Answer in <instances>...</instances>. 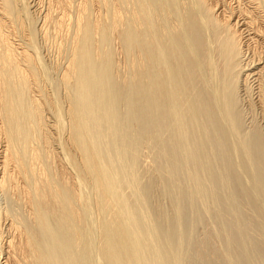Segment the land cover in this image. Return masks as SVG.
<instances>
[{"label":"bare ground","instance_id":"bare-ground-1","mask_svg":"<svg viewBox=\"0 0 264 264\" xmlns=\"http://www.w3.org/2000/svg\"><path fill=\"white\" fill-rule=\"evenodd\" d=\"M251 1L256 3V8H253L252 12H248V17L245 18V21L242 19L244 22L247 21L246 25L251 26L250 30L259 21H262L264 24V0H249V2ZM30 2L33 3L31 8L34 10L28 12L25 0H0V264H86L91 261L92 256H90L89 246L92 238L89 241L88 231L86 232V229L89 228L88 222L84 224L86 222V218L84 217H87L88 214L84 215L85 213H89L86 211L90 208L87 205L90 206L91 204L89 202L90 197L87 195L86 197H89V200L86 199L83 191L84 185L86 186L84 182L86 183L87 180H84L85 178H90L89 180H91L87 182L91 183V188L97 196L96 207L99 205L100 212L102 213L103 211L104 214L108 215L107 219V215L105 214L106 221L104 220L99 227V244L96 247L98 257H101L106 264H148V261H145L146 248H142V244L147 243L148 239H150L149 241H153L154 244L156 243V245L153 244L151 246H154L151 248V251L153 250L151 255L153 256L154 253V255L159 256L161 253L160 249H165L162 243L167 239L165 231L168 229V226L166 227L167 229L164 228L165 230L162 229V231L161 228H157L159 223L157 226H155L156 224H151L154 227L151 226L150 229L148 227L149 224L146 226L145 221L151 223V219L148 221L147 218L143 222L145 223L143 225V229L145 228V230H143L142 226H140L142 224H139L141 221L139 223L136 221L138 215L134 217L129 212V210H132L131 207H127L130 199L128 198L129 202L126 201L127 198H124V200L119 190L120 188L122 190V184H126V182L121 183L126 171V174L129 170V173H132L131 177L129 173L127 174L132 179H129L131 180V186H126L130 188L136 184H132L134 180L132 175H137L134 169L138 166V158L136 159L138 156L137 154L133 155V150L138 151L135 144L138 142L134 140V137V141L130 139L129 145L125 140L127 147L121 144V149L118 147L119 150H115L114 153L116 154L112 150L114 147L110 146L109 148H111L112 153L107 152L108 147L102 145V142L105 141H102L100 144L101 137L105 136L102 133L103 126L108 124L107 128H109L111 122L116 120L117 115V118L120 117L119 114L116 115V108L120 105L114 106V103L119 102L120 104L123 101L121 97L124 96L127 99V92L130 95L135 93L137 95L136 98L140 97V100L143 98L141 103L144 101V104H142L146 107L145 114L142 111L143 116L148 117L152 121H149L152 123L150 130H153L150 132L152 134L150 136H154L153 138L159 142L161 134L164 133L171 137L170 140H173V145H169L173 146L171 148L173 149L172 155L174 160H183L186 162V165L189 163L192 167L194 166V169L201 170L205 159V163L209 161L208 154L212 152L208 153L210 147H212V136L215 137L214 142L218 143L219 146L224 145L223 147L229 151L231 147H228L229 145L226 143H229L231 138L233 140L234 134H237L238 139V134L242 129L241 116L237 109L238 104L235 93L238 80L237 69H240L238 68L240 66L239 56L243 51H241L243 39L241 40L240 38L242 35L239 34L240 30L236 29L238 25L232 23V20L234 18L237 19V16H245L247 12L245 13L240 9L238 12H233L234 10H230L229 7L221 11V5L219 6L220 0H31L28 3ZM92 4H95V8L97 9L94 13L98 11L96 16L91 14L95 16H93L94 18L92 17L93 19L90 18V12L93 10ZM223 7L225 6L223 5ZM219 9L220 12L218 13ZM222 12L224 14L229 13L226 19H221ZM36 17L37 20L35 19ZM38 20L39 23L37 24ZM243 21L241 22L244 23ZM256 21L258 22L254 24ZM29 23L37 24V29L43 36L46 34L48 36V33L52 31L59 34L63 31L66 32L64 35H69L67 41L70 40V45L67 42L69 48H67V45L65 47L68 55H65L66 57L63 56L66 58L64 67L61 68L59 79L55 80V84H53L54 86H59V91L61 89L60 86L64 90L62 101H60L65 103L64 107L57 103L60 96L56 97L57 95L54 92L55 96L47 94L41 86L44 82L41 83L42 79L40 80V77L45 66L43 65L42 67L43 63L40 65L42 67H39L42 70L40 72L41 70L38 69L40 64V58L38 59L39 54L36 56L33 50L30 51L27 47L24 48L25 46L19 47V44V46L17 44L14 45L16 42L13 43L9 40L8 35L11 30L15 31L13 33L15 35H19L21 32L25 35L26 32L24 31H27V34H29L27 36L31 38L30 34L33 32L31 33L28 27ZM16 31H19V33ZM47 31L49 32L46 33ZM93 32L97 33L95 35H98V39L101 42L100 45L102 44L105 48L102 46L98 48L96 43L98 39L93 41V38H96L93 37ZM258 34L260 35V33ZM55 35H52L54 39ZM64 35L62 37L65 38L67 35ZM47 36L44 38L46 39ZM52 36L51 38L53 39ZM261 36L263 37V35ZM22 37L21 35L19 38L22 39ZM26 38L29 39L28 37ZM44 38L42 39L45 40ZM48 39L47 42H49ZM112 40H115V45L118 42L117 47L118 49L120 47V50L117 52H121V61L128 77L123 74L124 71L120 70L126 78L123 75H121L122 77L118 76L119 80L120 78L125 79L124 81H119L121 84L116 79L117 75L113 74L116 77V80H113L111 74L112 68H114L115 56L117 55L112 49L111 51L113 55L116 54L115 56L108 50L110 47L113 48L110 44ZM94 42L97 47L94 46ZM59 45L61 44L59 43ZM255 46L257 45L255 44ZM56 47L58 49V45ZM94 47L98 48V50L94 49ZM65 49L63 48L62 50L64 51ZM94 50L96 51V57L94 56L96 60L92 59ZM113 50L116 51V49ZM63 57L61 58L63 59ZM113 58L114 60H112ZM118 60L116 59L115 61ZM241 62L243 61L241 60ZM115 71H112V73ZM44 72L42 74L46 73ZM44 77L43 79L45 80L46 74ZM54 79L56 78L54 77ZM115 89V93L119 90L118 94L125 93L124 96L121 95L119 97L121 100L116 96L112 98L115 94H112V92ZM52 91L55 90L53 89ZM108 98L114 99L113 106H109L111 100ZM116 98L120 101L115 100ZM134 98L131 99L130 97L131 101L136 100ZM259 98V102H261L264 109V90ZM130 99L127 101L129 104ZM123 102L125 104V100ZM143 105H141L142 108ZM139 106L136 104V108ZM110 107H116L114 108L116 111ZM129 107L127 108L132 110L133 106L129 105ZM127 108L125 112L129 110ZM110 109H112V112ZM45 112H48V115L52 117L51 124H46L48 120L45 122ZM121 122H117L118 125ZM115 124L110 126L111 129L105 128L107 129L106 131H112L113 126L115 129L118 126H115ZM126 128L128 130L130 127ZM118 129L116 128V130ZM255 130L246 139L242 140V137H240L241 142L238 139L239 142L237 141L235 146L238 149L234 150L235 157L239 161L241 160L237 163L239 169L246 172V175L249 174L254 189L252 187L253 191H250L234 187L237 190L232 193V197L236 194L234 198L239 199L237 197L239 195L240 199L243 200L242 202H244L243 205L249 204L247 207H252H248L249 212L253 210L251 212L252 215H255L260 220L262 219L264 222V211L262 212L258 208L257 202L259 200L257 201L256 198L260 196L261 198H258L260 199L259 202L264 203V139L260 131ZM106 131L104 130V132ZM111 131L108 132L111 133ZM121 131L124 133L123 129L119 132ZM129 134L131 135V132ZM122 135L121 137H124ZM113 136H116L115 133ZM128 137L130 136L128 135ZM104 138L107 140V136ZM110 138L112 139L111 134H109V141ZM116 139L113 138L110 144L114 143ZM124 139H127L126 136L123 140L121 139L122 143ZM163 139L165 140L166 138ZM237 139L235 138V140ZM56 143L59 145L58 150L55 146ZM105 143L108 144V141ZM112 146H115V144ZM128 152H131V154L128 155ZM165 152L166 156H168L169 154L167 155V153L169 152L167 150ZM112 154L117 156L116 159L118 158L122 162H120L122 164V170H119L121 171L120 175L117 170L121 168L119 167L116 170L114 167L116 159L110 156ZM172 155L171 159L173 158ZM118 160L116 161L118 162ZM134 164L137 166H134L135 168L133 169ZM137 168L136 171L138 170ZM132 169L135 173L132 172ZM244 172L240 173L244 174ZM231 173L233 174V172ZM232 174H230L232 177L229 175L231 181L233 183L238 182V176L236 177ZM129 177H127V180ZM194 177L192 176L191 178ZM126 186L123 187L127 188ZM148 186L150 187V185ZM235 186L237 185L235 184ZM138 188L140 189V187H137V189L134 187L137 195L139 194L138 197L141 194L140 202L148 201L149 198H146L147 196L149 197L148 194L151 189L149 188L148 190L144 186L140 193H138ZM84 189L87 191V187ZM210 194L213 197L211 195L208 196H211L213 198L211 199L214 200V193ZM128 196L130 195H126L125 197ZM244 199L246 200L244 201ZM137 201L139 200L137 199ZM140 204L138 202L137 205L139 206ZM140 207L145 206L141 204ZM262 208L264 209V205ZM91 209L93 208L91 207ZM157 212L153 216L161 214L160 211L159 213ZM97 214V216L102 215H99V212ZM160 216L162 217L158 218L162 220L163 215ZM237 216L239 219V215ZM248 217L249 219H246L244 225L240 224L243 227H240L238 224L239 227L234 232L236 235L233 243L235 242L237 247H239L237 250H239L240 257V250L243 251L241 254L242 261L245 262L244 264H249V259L254 260V257L250 258L248 256V251H252L250 256L256 255L255 257L258 259V262L259 258L264 262V228L261 227L262 222L259 226L257 218H251L250 213ZM87 218L89 219L91 216ZM173 218L176 217L173 216ZM95 219L98 222L100 221L99 217ZM179 219H177L178 222ZM253 219L254 222L255 220L257 221L254 223ZM164 220L162 221L165 222ZM85 225H87L86 229ZM95 225H98V223ZM251 226L256 228L254 229L256 232L260 231L257 233L255 231H253L255 233L251 232ZM248 228L250 231H247ZM248 232L255 234V236L257 235V238L252 239L253 234L249 236ZM94 235L91 236L94 237ZM142 240L147 241L141 244ZM168 240L167 243L170 242ZM173 240H175V237ZM248 246L251 247L250 250ZM93 249L94 247L91 251ZM252 249H255L256 252ZM253 252L254 255H252ZM154 259H158V257ZM237 261L240 262L239 259ZM252 261L250 264L256 260ZM258 262L256 261V264ZM159 263L161 264L160 260ZM162 264H165V260ZM170 264H176V261Z\"/></svg>","mask_w":264,"mask_h":264},{"label":"rangeland","instance_id":"rangeland-1","mask_svg":"<svg viewBox=\"0 0 264 264\" xmlns=\"http://www.w3.org/2000/svg\"><path fill=\"white\" fill-rule=\"evenodd\" d=\"M29 1H31V0H29ZM28 0H25V2L27 3V6H26V8L28 7V12H31V11H33L34 9L33 8H31L32 6H33V3L32 2H30V3H28L29 2ZM74 1H76V0H74ZM222 2V3H221ZM252 2V1H251ZM249 2V0H220V4H219V6L221 5V11L223 10L224 11V9H227L228 7L230 8V10L231 9H233L234 11L233 12H238L239 11V9L241 10V11H243V12H247L246 13V15L245 16H242V17H236L237 19H235L234 18V20H232V23H235V25H238V27L236 28V29H238V30H240L239 32V34L242 36H240V38H241V40H242V45H243V47H242V49H241V51L243 50H245V52H241V54H240V56H239V59H240V66L238 67V68H240V69H237L238 71H237V73H238V75H237V89H236V93H235V95H236V98H237V104H238V112H240V116H241V125H242V129H241V132L238 134V139L240 140V142H241V139L243 140L244 138L246 139V138H248V136H250L251 134L250 133H253L254 131H256L255 129H257V130H259L260 131V133L262 134V137H263V139H264V109L262 108V104H261V102H259L260 101V98H259V96L261 97V95L263 94V90H264V24H263V22L262 21H256L254 24H256L257 22V24L255 25V27L254 26H252V28H251V30H250V27L251 26H249L248 24L246 25V22H244L246 19V17H248V12L250 11V12H252V9L253 8H256V3L255 2ZM259 2V1H258ZM225 3H227V4H225ZM254 3V4H253ZM246 4V5H245ZM252 4V5H251ZM94 5V6H93ZM223 5L226 7H223ZM91 6L93 7V10L91 9ZM90 6V9L92 10V12H90V15L91 14H94L95 16H96V14H98V11L96 12V13H94V11L95 10H97L95 7H96V5L95 4H92ZM254 6V7H253ZM235 8V9H234ZM238 10H237V9ZM243 9V10H242ZM245 9V10H244ZM248 9V10H247ZM90 10V11H91ZM229 10V9H228ZM220 12V9H219V11H218V13ZM223 14V15H222ZM222 18H221V15H220V18L221 19H226L227 17H228V15H229V13H226V14H224L223 12H222ZM236 14V13H235ZM249 14H251V13H249ZM94 15H91L90 16V18H92ZM94 16V17H95ZM226 16V17H225ZM93 17V18H94ZM224 17V18H223ZM92 18V19H93ZM239 18V19H238ZM36 20H37V17L35 18ZM244 21H243V20ZM238 20V21H237ZM241 21H243L244 23H242ZM261 22V23H260ZM39 23V20H38V22H37V24ZM239 23V24H238ZM243 25H242V24ZM260 23V24H259ZM30 25L28 26L29 28H30V30H31V33L32 34H30V37L31 38H29V36H27V35H29V34H27L28 32L27 31H24V32H26L25 33V35H24V33L22 34V32L21 33H19V31H16L17 33H19V35H15V34H13V33H15V31H10V33H9V35H8V37H9V40H11L13 43H15L14 45H18L19 47H24V48H28L30 51H32L33 50V53H35V55L37 56L38 54V59L40 58V60H39V62H40V64H39V66H38V64H37V66H38V69H40V68H42L43 67V65L45 66L44 67V70H45V72H44V70H43V72L46 74V79L44 80L43 79V77H44V75L45 74H42L43 72H42V70L40 71V72H42L41 73V77H40V80H41V83L42 82H44V83H40L41 84V86L43 87V90H44V92H47V94H49V95H51L52 96V94H53V92H54V94L55 95H57L56 97H58V96H60L59 98V100L55 97V99H57L59 102H57V103H59L62 107H64V105H65V103L64 102H60V101H62L61 99H62V97H63V93H64V90H63V88L60 86V91L58 90V88H59V86L57 87V86H54L53 84H55V80H58L59 79V73H60V71H61V68H63L64 66V63H65V60H66V58H64V57H66L67 55H68V51H67V49H65V47H66V45H67V48H69V46H68V44H69V41H67L68 39V37H69V35H67V34H65V35H67V36H65L64 35V33H66V32H61L60 34L57 32V33H55V32H51V30H49L51 33H48L49 31H47L46 33H48L49 35L47 36V34L45 35V36H47V38H49L48 40H49V42H47V38L45 39L44 37L45 36H43L42 35V33L41 32H39L38 31V29H37V24H31V23H29ZM245 24V25H244ZM241 25V26H240ZM259 25V26H258ZM260 25H262V26H260ZM240 27H242V28H240ZM246 27H247V29L249 30H247L246 29ZM258 29H257V28ZM263 28V29H261V28ZM33 29V30H32ZM246 29V30H245ZM245 30V31H244ZM258 30H260V31H258ZM258 31V32H257ZM261 31H263V32H261ZM243 32V33H242ZM244 32H246V33H244ZM255 32H257L256 34H255ZM12 33V35H14V36H12V35H10ZM68 33V32H67ZM94 34V36L93 37H96V38H93V41H96L97 39H98V35L96 36L95 34H97V33H95V32H93ZM258 33H260V35L258 34ZM55 34H57V35H55ZM59 34V35H58ZM65 36V38L64 37H62L63 35ZM255 34V35H254ZM257 34H258V36H257ZM21 35L24 37H22V39L21 38H19V37H21ZM32 35V36H31ZM52 35H55V39H54V37H53V39L51 38V36ZM248 35V36H247ZM253 35V36H252ZM261 35H263V37L261 36ZM16 36V37H15ZM61 36V37H60ZM245 38H244V37ZM257 36V37H256ZM10 37H11V39H10ZM13 37V38H12ZM26 37H28L29 39H27ZM59 37H60V39H59ZM247 37V38H246ZM252 39H251V38ZM262 37V38H261ZM17 38V39H16ZM42 38H44L45 40H43ZM52 39V41H51V39ZM62 38V39H61ZM250 38V39H249ZM255 39V42H254V39ZM14 39V40H13ZM27 39V40H26ZM31 39H32V41H31ZM64 39V40H63ZM248 41H247V40ZM258 39V40H257ZM260 39H262V40H260ZM22 40V41H21ZM33 40H34V42H33ZM54 40H56V41H54ZM63 40V41H62ZM31 43V46H30V43ZM58 41H60V42H58ZM113 41V43H111ZM112 41H110V44H111V46H113V48H111L110 46H108V47H110V48H108V50L109 51H111V49H112V51L115 53H117V55L115 56V55H113V52L111 51L110 53H112V55L113 56H115V60L117 59H119L118 61H115L114 60V58L112 59V60H114V62L115 63H113L114 65V68H112V71H115V70H117V71H115V72H113L112 73V71H111V74H112V76H113V80L116 78L113 74H116L117 75V78L116 79H118V82L120 81L121 82V80L122 81H124L126 78H125V76H126V69L123 67V63H122V61H121V52L119 51V52H117L118 50H120V47H119V49H118V47H117V44H118V42H116V45H115V40H112ZM251 41V42H250ZM259 41V42H258ZM21 42V43H20ZM47 42V43H46ZM53 42H55V43H53ZM57 42H58V44H57ZM67 42H68V44H67ZM249 42V43H248ZM254 42V43H253ZM24 45H23V44ZM36 43V44H35ZM55 44L56 46L58 45V49H60L59 51H58V49H57V47L55 46V45H53V44ZM59 43L61 44V45H59ZM97 45H98V48L100 47V46H102V44L100 45V40L98 39L97 40ZM99 43V44H98ZM246 43V44H245ZM260 45H259V44ZM29 44V45H28ZM33 44V45H32ZM52 44V45H51ZM113 44V45H112ZM250 44V45H249ZM255 44L257 45V46H255ZM36 47H35V46ZM46 45V46H45ZM70 45V44H69ZM97 45L95 44V42H94V46H96L97 47ZM115 45V46H114ZM248 45V46H247ZM17 46V47H18ZM28 46H30V47H28ZM246 46V47H245ZM58 51V53H57V51L54 49V48ZM61 47V48H60ZM65 49L64 51L62 50L63 48ZM96 47H94V49L96 48ZM103 48H105L104 46H102ZM257 47V48H256ZM31 48H33V49H31ZM98 48H96L97 50H98ZM260 50H259V49ZM262 48V49H261ZM34 49H35V51H34ZM113 49H116V51L115 50H113ZM28 50V51H29ZM62 50V51H61ZM255 50V51H254ZM61 51V52H60ZM66 51V52H65ZM95 51V50H94ZM93 52V51H92ZM37 53V54H36ZM61 53V54H60ZM67 53V54H66ZM247 53V54H246ZM254 53V54H253ZM94 55H93V60H96V58L94 59V56L96 57V51L93 53ZM66 55V56H65ZM111 55V57H113ZM58 56V57H57ZM64 56V57H63ZM61 57H63V59L61 58ZM243 57V58H242ZM254 58V59H253ZM257 59V60H256ZM59 60V61H58ZM241 60L243 61V62H241ZM257 61H259L258 63H257ZM117 62V63H116ZM43 63V64H42ZM42 64V67L40 66ZM57 64V65H56ZM116 64V65H115ZM120 64V65H119ZM249 64H250V66H249ZM242 65V66H241ZM112 66V67H113ZM115 66H117L118 67V69H117V67H115ZM40 67V68H39ZM246 67V68H245ZM252 67V68H251ZM48 68V69H47ZM56 68V69H55ZM121 68V69H120ZM125 70H124V69ZM258 69H260V70H258ZM49 70V71H48ZM120 70H122V72H123V74H125V76L121 73V71ZM57 71V72H56ZM241 71V72H240ZM252 71V72H251ZM257 73H256V72ZM259 71V72H258ZM118 72V73H117ZM240 72V73H239ZM255 72V73H254ZM47 73H49V74H47ZM250 73V74H249ZM57 74V75H56ZM120 74V75H119ZM43 75V76H42ZM49 75V76H48ZM121 75H123V77L125 78V79H123V78H120V80H119V77L121 76ZM119 76V77H118ZM245 76H247L246 78H245ZM48 77V78H47ZM52 77V78H51ZM54 77L56 78V79H54ZM58 77V78H57ZM122 77V76H121ZM127 77V76H126ZM45 78V77H44ZM128 78V77H127ZM115 79V80H116ZM246 79V80H245ZM260 79V80H259ZM47 80V81H46ZM53 80V81H52ZM50 83H49V82ZM57 82V81H56ZM114 82H117V81H114ZM119 82V83H120ZM48 83V84H47ZM239 83V84H238ZM51 84H52V86H51ZM121 84V83H120ZM50 88H49V87ZM261 86V87H260ZM47 87V88H46ZM249 87V88H248ZM263 87V88H262ZM56 91V93H55V91H52L53 89ZM45 89H47V90H45ZM50 89H51V91H50ZM62 90V91H61ZM51 93H50V92ZM116 92V89L115 90H113V92H112V94L113 93H115ZM43 92V93H44ZM58 92H59V94H58ZM118 92H120V90L119 91H117V93H115V94H118ZM46 94V93H45ZM53 94V95H54ZM112 94H110L111 96H112ZM113 95L112 96V98L113 97H121V95L122 96H124L125 95V93L123 94V93H119L118 95ZM128 94V95H127ZM127 96L129 97H127V99H125L126 97L124 96V97H121V98H123V101L125 100V104H124V102L122 101V102H120V104H119V102L118 103H114L115 101H114V99L113 100H111V98H108V99H110L111 100V104L109 105V106H113V103H114V106H121V109H120V106L119 107H110V108H112V109H114V108H116L117 109V112H116V115L117 114H119L120 115V117L119 118H117L118 117V115H117V117H116V120L117 119H119V120H117V122L118 123H120L121 121H123V122H121V124H119L120 125V127H118L119 125H118V123L117 122H111V124L109 125V128H110V126L112 125V124H115V123H117V124H115V126L116 125H118L117 127H115V129H114V126L112 127V129L114 130H112L114 133H115V135L116 136H113L114 135V133L111 131V130H108V131H111V133L110 132H108V131H106L107 129H109V128H107L108 127V124L107 125H104L103 127H104V129H103V132L102 133H104L105 134V136L103 135L102 137H101V141H100V144H101V142L102 141H105V142H107L108 141V144H106L105 142H102V145H105V147H108L109 148V146L110 147H114L112 150H113V153L115 152V150L117 151V150H119V149H121V144H124L126 147H127V144L129 145V141H131V140H133V138H134V140L136 141V142H138V143H135L136 145H137V150L139 151H135V150H133L134 152H133V155L135 154H137V156L138 157H136V159H137V161H138V168L135 166V164L133 165V169L136 167L138 170L136 171V168L134 169L135 170V172H136V174L137 175H135L136 176V178H135V176L134 175H132V177H134V180H136L135 182H134V180H133V182H132V184H135V185H132L133 187H130V188H128L129 186H131L130 184H131V174L129 173L130 172V170L128 171V173H129V176L126 174V172H125V177H123V182H121V183H124V182H126V184L124 183V184H122L124 187L127 185H129L127 188H128V190H129V192H127L128 190H127V188H124L123 186H121V183H120V186L122 187V190H121V188H120V195L123 197V199L125 198H127L126 199V201H128L129 199V203H131V204H129V203H127L128 204V208H130L131 207V209L132 210H129V212H131L132 214H133V216L135 217V215H138L137 216V218H136V221H138V223H139V221H141L139 224H142V225H140V226H142L141 228L143 229V225H145V223H146V226L148 225V227H150V229H151V226L152 225H155V226H157L158 225V223H159V225L157 226V228H161V230L162 229H167L165 232L167 233V235H166V237H167V239H166V237H165V242L164 243H162L163 244V248H165L166 249V251H164L165 249H160V255L158 256V255H154V253H153V256L151 255V252L153 251H151V248H153V247H151L153 244H154V242L153 241H149L150 239H148V241H147V243H145L146 244V246L144 247V243L143 242H146L145 240H142L140 243L143 245V247L142 248H146V251H145V261H148L147 263L149 264H158L159 263V260H160V262H161V264L163 263V261L165 260V264H170V263H175V261H176V264L179 262V264H233V261H234V264H237V260L239 259L240 260V262H238V264H240L241 262V264H244L245 262H243L242 261V254H241V252H243V251H241L240 250V255H241V257L239 256V250H237L239 247H237V245H236V243H235V245H234V243H233V241L235 240V233L234 232H236V229H237V227H239L238 226V224L240 225H244L245 224V222H246V219L248 218L249 219V213H250V217L251 218H257L255 215H252V211L253 210H250L251 212H249V210H248V207L249 208H252V207H250V206H248L247 207V205H249V204H247V203H245V204H247V205H243V203L244 202H242L243 200H241L240 199V196L239 195H237V197L239 198V199H236V198H234L235 197V195L232 197V193H234L236 190H235V188H242V189H245V190H250V191H253L252 190V187H253V189H254V186H253V182H252V179H251V177L249 176V174H245L246 172H244L242 169V171L239 169V166L237 165V163L238 162H240L238 159H237V157H235L236 155H234V150L235 149H238V148H235V146H236V142L238 141L239 142V140L237 139V134H234V136H233V140H232V138H231V141L229 142V143H226L227 145H229L228 147H231V149L228 151V149L227 148H225V147H223L224 145H222L221 143V145L222 146H219V144L218 143H216V142H214V140H215V137L214 136H212V138H211V140H212V143H211V145H212V147H210V149H209V151H208V153L210 152V151H212V152H210V154H208V160L210 161V163H209V161L208 162H206L205 163V161H206V159H205V161H204V163L202 164V167H201V170L199 169H194V166L192 167V165L191 164H187L186 165V162L185 161H181L180 159L178 160H174V157H173V140H170L171 139V137L170 136H168V134H164L161 130V133H163V134H161V133H159V134H161L162 136H161V138L159 139L160 141L158 142V140L156 141L153 137L154 136H150V135H152V134H150V132L151 131H153V130H150L151 128H150V125L152 124V123H150V122H152L148 117H146V116H143L144 114H145V111H146V107L143 105L144 103V101L141 103V101L143 100V98H141V100L137 97L136 98V94L135 93H132V95H130L128 92H127ZM54 95V96H55ZM130 97H131V99H133V97H135L134 99H136V100H132L131 101V99H130ZM118 98H116L115 100H117V101H120ZM128 99H130V104L127 102L128 101ZM137 99H139V101H137ZM56 100V101H57ZM113 101V102H112ZM131 102H132V104H131ZM134 102V103H133ZM136 102H138V103H136ZM141 104H140V103ZM62 103H64L63 105H62ZM122 103V104H121ZM127 103V104H126ZM137 104V106H139L138 108H136V104ZM116 104V105H115ZM134 104H135V107H134ZM139 104V105H138ZM128 105V106H127ZM129 105H131V106H133V108H132V110H130L131 109V107H129ZM141 105H143V108L141 107ZM129 107V108H127V107ZM127 108V110L128 111H126L125 112V109ZM262 108V109H261ZM112 109H110L111 110V112H112ZM115 110V109H114ZM119 110V111H118ZM116 111V110H115ZM121 111V112H120ZM130 111V112H129ZM144 112V114H143V112ZM127 112H129V113H127ZM126 113V114H125ZM134 114V115H133ZM136 114H138V115H136ZM122 115H124V116H122ZM48 116V117H47ZM121 116H122V119H123V117H124V119L122 120L121 119ZM140 116L142 117L141 119H140ZM48 118V119H47ZM127 119V121H126V119ZM146 118H148L147 120H146ZM145 119V120H144ZM46 120H48L47 121V123L46 124H51L52 123V117L51 116H49L48 115V112H45V122H46ZM50 120V121H49ZM64 120V119H63ZM129 120V121H128ZM120 121V122H119ZM150 121V122H149ZM144 124H143V123ZM123 123V124H122ZM129 123V124H128ZM126 124V125H125ZM106 126V127H105ZM122 126V127H121ZM126 127H130V128H132V129H128L130 132H131V135L129 134L130 132L128 131V130H126L127 128ZM151 127H152V125H151ZM105 128H107V129H105ZM116 128L118 129V130H116ZM120 128H122L123 130H124V133H123V131H121V132H119L120 130H122V129H120ZM111 129V128H110ZM254 131H253V130ZM104 130L106 131V132H104ZM115 130H116V132H115ZM132 130V131H131ZM242 130H243V132H242ZM246 130V131H245ZM117 131H118V133H117ZM137 131V132H136ZM139 131V132H138ZM128 132V133H127ZM133 132V133H132ZM121 133V134H120ZM140 135H139V134ZM147 133H149V134H147ZM242 133V135H240ZM109 134H111V137H112V139L110 138V141H109ZM123 134V135H122ZM142 134V135H141ZM62 135V134H61ZM118 135H120L119 137H118ZM121 135L122 136H126V138L127 139H124V142L122 143L121 142V139L123 140V138L124 137H121ZM128 135L130 136V137H128ZM163 135H165V136H163ZM107 136V140H106V138H104L103 139V137H106ZM131 136H133V137H131ZM169 137V138H167V137ZM211 136V135H210ZM236 136V137H235ZM244 136V137H243ZM240 137H242L241 139H240ZM113 138L114 139H116V140H114V143L113 144H115V146H112L113 144L111 143L110 144V142L111 141H113ZM121 138V139H120ZM163 138H166L165 140L163 139ZM235 138L237 139V140H235ZM131 139V140H130ZM149 139V140H148ZM154 139V140H153ZM169 139V140H168ZM117 140H119L118 142H117ZM125 140L127 141L126 143H125ZM133 140V141H134ZM137 140H139V141H137ZM141 141V142H140ZM170 141V142H169ZM121 142V143H120ZM144 142V143H143ZM158 144H157V143ZM117 143H119L118 145H116ZM161 143V144H160ZM161 146H160V145ZM169 144H172V145H169ZM209 144V143H208ZM55 145V144H54ZM106 145H108V146H106ZM139 145V146H138ZM158 145V146H157ZM215 145V146H214ZM56 149L58 150V144L56 143ZM116 147H117V149H116ZM118 147H119V149H118ZM141 147V148H140ZM149 147V148H148ZM155 147V148H154ZM167 147V148H166ZM172 147V148H171ZM107 148V152H110V153H112L111 151L112 150H110L111 148H109L108 149ZM144 148V149H143ZM158 148V149H157ZM215 148V149H214ZM149 149V150H148ZM163 149H165V150H167L169 153H167V155L169 154L170 155V157L168 158V156H166V152H165V150H163ZM170 149V150H169ZM213 150H215L214 152H213ZM172 153H171V152ZM135 152H137V153H135ZM153 153V154H152ZM114 154H116V153H114ZM114 154H112V155H110V156H112V158H114V159H116V157L117 156H115ZM129 154H131V152H128V155ZM140 154V155H139ZM163 154V155H162ZM171 155H172V159H171ZM143 156V157H142ZM146 156V157H145ZM214 156H216V157H214ZM163 157V158H162ZM167 157V158H166ZM211 157H213V158H211ZM221 157V158H220ZM134 158H135V156H134ZM147 158H149V159H147ZM165 158V159H164ZM218 158V159H217ZM135 159V160H136ZM152 159V160H151ZM229 159V160H228ZM230 159H233V160H230ZM116 160H118V158L116 159ZM114 161V167L116 168V170H117V168H121V169H118L117 171H119V170H122V164H120V162L121 161H119L118 160V162L117 161ZM213 160V161H212ZM136 161V162H137ZM168 161V162H167ZM181 161V162H180ZM218 161V162H217ZM233 161V162H232ZM116 162V163H115ZM135 162V163H136ZM163 162V163H162ZM122 163V162H121ZM134 163V162H133ZM166 163V164H165ZM116 164H117V166H116ZM119 164V165H118ZM137 164V163H136ZM151 165V166H150ZM183 165V166H182ZM208 165V166H207ZM135 166V167H134ZM147 166V167H146ZM168 166V167H167ZM170 166V167H169ZM199 166V165H198ZM198 166H195V167H198ZM205 166H207V167H205ZM238 166V167H237ZM142 167V168H141ZM213 167V168H212ZM226 167V168H225ZM236 167H237V169H236ZM132 169V170H133ZM194 169V170H193ZM204 169H206V170H204ZM212 169V170H211ZM131 170V171H132ZM134 170L132 171L133 173H135L134 172ZM235 170H237L236 171V173H235ZM71 171L73 172V170L71 169ZM139 171V173H137ZM141 171V172H140ZM191 171V172H190ZM193 171H195V172H193ZM150 172V173H149ZM209 174H208V173ZM214 173V174H212V173ZM231 172H233V174L231 173ZM240 172H244V174L243 173H240ZM120 173H121V171H119V175H120ZM188 173V174H187ZM193 175H192V174ZM170 176H169V175ZM212 174V175H211ZM223 174V175H222ZM225 174V175H224ZM230 174H232V175H235L236 177L238 176V182H232L231 181V178H229V175ZM189 175V176H188ZM129 177L128 178V180H127V177ZM194 177V178H191V177ZM216 176V177H215ZM231 176V175H230ZM171 177V178H170ZM232 177V176H231ZM140 178V179H139ZM209 178V179H208ZM216 178V179H215ZM260 178V177H259ZM264 178V177H263ZM87 179V180H86ZM90 179V178H89ZM88 178H85L84 180H86V183L84 182V184H86V186L84 185V187H83V191H84V194H85V197L88 195L89 197H90V200H89V197L87 198L86 197V199H88L89 200V202L91 203L90 204V206L89 205H87L88 207H90L89 209H90V211H89V209H87L88 211H86V212H89V213H91L90 215H89V213H85V215L84 216H86L87 214H88V216L87 217H89V216H91V218H87V217H84V218H86V222L84 223V224H86L87 222H88V229H86V226L87 225H85V229H86V232L88 231V233L87 234H89V241H90V239L92 238V240L90 241V256H92L91 257V261L90 262H87L86 264H89V263H91V264H106V263H104L105 261L103 260V259H101V257H98L99 255H97L98 253H97V245L99 244L98 242V239H99V236H100V226H101V224L103 223V221L105 220L106 221V216H105V214L103 213V211H102V213L100 212V208H98L99 207V205H97L98 207H96V204H97V196H96V194H95V192L93 191V189L91 188L92 186H91V183H89V182H87L88 180H89ZM125 179H126V181H125ZM129 179H131V180H129ZM193 179V180H192ZM141 180V181H140ZM172 180V181H171ZM212 180V181H211ZM224 182H223V181ZM89 181H91V180H89ZM121 181H122V177H121ZM128 181H130L129 182V184H128ZM137 181H139V182H137ZM221 181V182H220ZM211 182V183H210ZM231 182V183H230ZM90 185H89V184ZM233 183V184H232ZM88 184V185H87ZM235 184L238 186H235ZM148 185H150V187L148 186ZM230 185V186H229ZM88 186H90V187H88ZM119 186V187H120ZM140 187V189L139 190H137L138 191V193H140V191L144 188V186H146V188H148V190H149V188L151 189V191H150V193L148 194L149 195V197L147 196V198L146 199H148L149 198V200L147 201V200H145V202H140V199H141V194H140V197H138V195H137V192L135 191L136 189H137V187ZM152 186V187H151ZM164 186V187H163ZM216 188H215V187ZM87 187V191H86V189H84V188H86ZM134 187L136 188V189H134ZM200 187V188H199ZM235 187V188H234ZM245 187V188H244ZM131 188H133V189H131ZM202 188V189H201ZM234 188V190H232ZM165 189V190H164ZM206 191H205V190ZM231 189V190H230ZM117 190V192H119ZM124 190H126V191H124ZM94 193H93V192ZM123 191V192H122ZM131 191V192H130ZM177 191V192H176ZM204 191V192H203ZM212 191V192H211ZM231 191V192H230ZM88 192V193H87ZM127 192V193H126ZM208 192H210V193H214L213 195L216 197H214V200H212L213 198V196L210 194V193H208ZM153 193V194H152ZM204 193V194H203ZM94 196H93V195ZM132 194V195H131ZM160 194V195H159ZM178 194V195H177ZM219 194V195H218ZM126 195H130V196H128V197H125ZM208 195H211V196H208ZM206 196V197H205ZM207 196H208V198H207ZM210 197V198H209ZM230 197H232V199H230ZM256 197V196H255ZM129 198V199H128ZM167 198V199H166ZM207 198V199H206ZM212 198V199H211ZM234 198V199H233ZM257 198V201L259 200L260 201V199H258V198H261L260 196H258V197H256ZM95 199V200H94ZM124 199V200H125ZM137 199L139 200V201H137ZM153 199V200H152ZM157 199V200H156ZM209 199V200H208ZM242 199H243V197H242ZM263 199V198H262ZM262 199H261V201H262ZM93 200V201H92ZM136 200V201H135ZM212 200V201H211ZM237 200V201H236ZM240 200V202L238 203V201ZM246 199H244V201H245ZM264 200V199H263ZM146 201H147V203H146ZM257 202V205H258V208H260L261 210H262V212L264 211V209L262 208L263 207V205H264V203L262 202ZM86 202H88L87 200H86ZM89 202H88V204H89ZM93 202V203H92ZM138 202H139V204L141 203L142 204V206H145V207H140V208H146V210L148 211H146V210H142V209H140L139 208V206H141V204L138 206L137 204H138ZM248 202V201H247ZM249 203V202H248ZM263 204V205H261V204ZM136 204V205H135ZM145 204V205H144ZM147 204V205H146ZM225 204V205H224ZM231 206H230V205ZM238 204V205H237ZM95 205V206H94ZM235 205V206H234ZM262 207H261V206ZM94 206V207H93ZM137 206V207H136ZM226 206H228V207H226ZM243 206V207H242ZM253 206V205H252ZM91 207L93 208V209H91ZM97 209H96V208ZM171 207V208H170ZM234 207V208H233ZM237 207V208H236ZM135 208V209H134ZM237 210H236V209ZM96 209V210H95ZM98 209H99V211H98ZM166 209V210H165ZM229 209V210H228ZM233 209V210H232ZM236 211H235V210ZM95 210V211H94ZM154 210V211H153ZM100 213L99 215H101V216H97L98 214V212ZM135 211H137V212H135ZM158 211V212H157ZM159 211L161 212V214H157V213H159ZM207 211V212H206ZM229 211V212H228ZM235 213H234V212ZM145 214H144V213ZM147 212V213H146ZM155 212H157L156 214L157 215H155V216H153L154 214H155ZM163 212V213H162ZM200 213V214H199ZM237 213V215H239V219L237 218L238 216L237 215H235ZM239 213V214H238ZM95 214V215H94ZM104 214V215H103ZM247 215V217H246V215ZM253 214H254V212H253ZM94 215V216H93ZM107 215V214H106ZM147 215H148V217H147ZM160 215H163V218L165 219H163V218H161L162 220H164L165 222H163L162 220H160V218H158V217H162V216H160ZM172 215V216H171ZM199 215V216H198ZM96 216V217H95ZM173 216L174 217H176V218H173ZM177 216H179L178 218H177ZM242 218H241V217ZM243 216H245V217H243ZM99 217V222L97 221V219H95V218H98ZM144 217H146V218H144ZM152 217H154V218H152ZM199 217H200V219H199ZM141 218V219H140ZM147 218H148V221H150V219H151V223H149V222H147V221H145V220H147ZM157 218V219H156ZM167 218V219H166ZM180 218V219H179ZM223 218V219H222ZM238 220H237V219ZM88 219V220H87ZM107 219H108V215H107ZM153 219V220H152ZM170 219V220H169ZM175 219V220H174ZM177 219H179V222H178V220ZM241 219V220H240ZM258 219V218H257ZM82 220H84V219H82ZM101 220H102V222H101ZM154 220H155V222H154ZM199 220H200V222H199ZM90 221V222H89ZM94 221V222H93ZM96 221V222H95ZM145 221V223H143ZM162 223H161V222ZM175 221V222H174ZM235 221H237V222H235ZM243 221V222H242ZM257 220H255V222H256ZM84 222V221H83ZM169 222H170V224H169ZM217 222V223H216ZM239 222V223H238ZM243 224H242V223ZM253 222H254V219H253ZM254 222V223H255ZM259 222V223H258ZM262 222V225H261V227L262 228H264V226H263V220L261 219H258V221H257V223H258V225L260 224ZM98 223V225H95V224H97ZM100 223V224H99ZM199 223V224H198ZM237 224V226H236V224ZM152 224V225H151ZM175 224V225H174ZM177 224H179L178 226H177ZM234 224V225H233ZM163 226V228H162V226ZM172 225V226H171ZM181 225V226H180ZM186 225V226H185ZM233 225V226H232ZM240 225V227H243V226H241ZM257 225V224H256ZM258 225H257V228H258ZM168 226V227H167ZM208 226V227H207ZM260 226V225H259ZM98 227V228H97ZM152 227H154V226H152ZM167 227V228H166ZM224 228V230H223V228ZM234 227H236V228H234ZM96 228V229H95ZM156 228V227H155ZM169 228H174V229H170V232H169ZM229 228H230V230H229ZM250 228V227H249ZM249 228L247 229V231L249 230ZM93 229V230H92ZM99 229V230H98ZM164 229V230H165ZM227 229V230H226ZM254 229H256V228H253L252 226H251V232H253V231H255ZM259 229V228H258ZM257 229V230H258ZM143 230H145V228L143 229ZM179 230V231H178ZM233 230H235V231H233ZM91 231H93L92 233H91ZM99 231V232H98ZM147 231V230H146ZM163 231V230H162ZM172 231V232H171ZM176 231V232H175ZM178 231V232H177ZM250 231V230H249ZM260 231V230H259ZM259 231H257V232H259ZM164 232V233H165ZM174 232V233H173ZM228 234H227V233ZM231 232V233H230ZM251 232H248L249 234V236H250V234H251V236H252V234L253 233H255V232H253V233H251ZM256 232V233H257ZM91 233V234H90ZM95 235H94V234ZM97 233V234H96ZM169 233H171L170 235H169ZM173 234H174V236H173ZM185 234V235H184ZM91 235H94V237H92ZM184 235V236H183ZM212 235V236H211ZM231 235V236H230ZM233 235V236H232ZM228 236V237H227ZM253 236H255V234H253ZM251 237L252 239H255V238H257L256 236L255 237ZM174 237H175V240H173L174 239ZM182 237V238H181ZM232 237V238H231ZM238 237V236H237ZM155 238V237H154ZM170 238H172V239H170ZM185 238V239H184ZM168 239H170V240H168ZM164 240V239H163ZM167 240L168 241H170V242H168L167 243ZM173 242H172V241ZM91 242H95V243H91ZM163 242V241H162ZM228 242V243H227ZM197 243V244H196ZM199 243H200V245H199ZM204 243V244H203ZM167 244H169V245H167ZM177 244V245H176ZM179 244V245H178ZM141 245V246H142ZM154 245H156V243L154 244ZM166 245V246H165ZM171 245V246H170ZM92 246V247H91ZM177 246V247H176ZM200 246V247H199ZM94 247V249H93V251H91V249ZM198 247V248H197ZM228 247H230V248H228ZM150 248V249H149ZM171 250H170V249ZM178 248V249H177ZM250 246H248V249L250 250ZM140 249H141V247H140ZM196 249H198V250H196ZM233 249V250H232ZM149 250H150V252H149ZM231 250V251H230ZM235 250H237L236 252H235ZM253 250V249H252ZM163 251H164V253H163ZM253 251H255V249L253 250ZM148 254H147V253ZM181 252V253H180ZM256 252V251H255ZM167 253V254H166ZM236 253V254H235ZM250 253H252V251L251 252H249L248 251V256L250 257V258H253L254 260H256L257 262H258V259H256V255L255 256H250ZM166 254V255H165ZM201 254V255H200ZM256 254V253H255ZM93 255H94V257H93ZM163 255V256H162ZM231 255V256H230ZM252 255H254V252H253V254ZM156 256V257H155ZM161 256V258H159ZM258 256V255H257ZM158 257V259H154V258H157ZM231 257H233L232 259H231ZM247 257V256H246ZM259 257V256H258ZM202 258V259H201ZM100 259H101V261H100ZM231 259V260H230ZM233 259H235V260H233ZM253 260V261H254ZM260 260L262 261L261 263H260ZM168 261H172V262H168ZM232 261V262H231ZM235 261H236V263H235ZM249 261H250V263H251V261H252V259L250 260L249 259ZM248 261V262H249ZM252 261V262H253ZM256 261L254 262L255 264H256ZM154 262H156V263H154ZM183 262V263H182ZM229 262V263H228ZM249 263V264H250ZM254 263H252V264H254ZM160 264V263H159ZM258 264H264V262H263V260L262 259H260L259 258V262H258Z\"/></svg>","mask_w":264,"mask_h":264}]
</instances>
